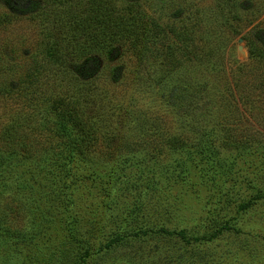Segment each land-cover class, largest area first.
<instances>
[{"label": "rangeland", "instance_id": "1", "mask_svg": "<svg viewBox=\"0 0 264 264\" xmlns=\"http://www.w3.org/2000/svg\"><path fill=\"white\" fill-rule=\"evenodd\" d=\"M75 1L89 15L88 0ZM139 1L136 26L154 19L162 33L144 45L129 19L61 81L35 48L48 21L28 20L32 4L46 20L52 8L0 0L12 19L0 23V152H9L1 131L16 124L19 153L61 154L67 171L24 186L20 169H0V264H264V57L244 40L255 34L264 49V0ZM107 3L122 22L126 1ZM183 25L190 40L171 31ZM78 105L99 138L83 163L73 136L51 125ZM172 135L186 152L167 147ZM72 175L95 182L65 189Z\"/></svg>", "mask_w": 264, "mask_h": 264}, {"label": "trees", "instance_id": "2", "mask_svg": "<svg viewBox=\"0 0 264 264\" xmlns=\"http://www.w3.org/2000/svg\"><path fill=\"white\" fill-rule=\"evenodd\" d=\"M104 1L105 0H88V3L90 4V13L89 15H86L85 12H82V9L78 6L80 3L75 0H44L45 5L50 6V8H52L55 12L53 14L55 16L53 20L44 19L47 17L45 14L47 11L45 12V8H40L39 4V7L36 8L35 4H32L31 10L34 14H31L28 17V20L37 21L33 19L41 16L42 21H48L44 29L40 30V33L37 34L39 42L35 48H37L38 53L43 56L44 62L49 64V68L51 69V72H54L56 79L58 78L61 81L71 80L70 63H72V60L76 61L78 58H85L83 63H81L82 65L80 64L81 66L78 65V67L87 66V62H91L92 53H95L97 49H104L105 47H108L110 45L108 40L115 39L118 35L123 34L124 29H126V25L124 26V23L126 21L129 22V19L135 20L131 26L134 25V28L138 30L141 29V32L144 35L142 38L143 44L153 31L156 30V34L158 35L162 33L164 27H161L157 20L154 19L149 18L148 21H145V23H141L139 27L136 26L138 21H142L141 17H139L141 16V12L139 11L141 3L139 0H125L127 3L126 10L128 13L125 14L123 20L118 17L122 22L115 21L111 18V16L108 17V13L112 9L108 6V3L104 4ZM36 10L38 11L36 12ZM132 12L134 14H132ZM9 14L6 12L0 14L1 24H4L5 22L9 23V21L12 20L9 19ZM183 27L185 28L183 30L175 32V30L171 29V31L173 35L177 37L179 36L180 39L189 37L190 40L189 30L191 29L184 25ZM133 29H131L132 32ZM257 39L258 36L256 37L255 34L244 38L250 56L257 61H260L263 60L264 49L262 50L258 45L256 41ZM41 48H43L42 51L40 50ZM145 50L146 49L143 47H138L137 52L144 53ZM198 90L201 91L200 89ZM1 91L6 94L10 93L4 89H1ZM184 93L186 95L184 98H187V101L193 98V101L191 102H195V99H197V94L195 92L192 94L190 90H185ZM201 100L202 98L200 99L202 108H207V105ZM75 101H77L75 103H78V100L75 99ZM73 107L74 109H71V114L66 112V110L63 111L60 109L61 111L56 114V119L53 123H51V125H56L58 127L56 130L58 133L73 136L75 147L78 150V155H80V158L75 157L77 158L75 162L79 161L83 163L82 159L87 156L84 154L87 153L89 155L91 152L90 149L98 144L99 138L96 135L89 117L86 119V116H81L83 114L81 107L79 105ZM197 111H200V109L197 108ZM48 113L49 112L43 115L42 119L45 120ZM209 116L210 111H207L202 112V114L198 113L194 115V118L196 121H206L209 119ZM15 127H17L16 124H14V126L8 125L1 131V135L5 138L4 143L7 146V149H9V152L7 153L0 152V169H2V172L10 174L14 169H20L18 179H21L24 186L31 182L37 183V181H49L52 178H67L66 175H63L67 171L62 168L61 161H58L61 159V154H56L54 152L50 155L43 154V160H34V155L29 150L27 152L23 151L25 152L23 153L25 155L19 153L17 148L22 147L16 141V136L12 133L15 130ZM167 147L170 149L176 148L177 151L183 153L188 150L186 144L180 142L177 135L170 136ZM29 148L31 147L29 146L26 150ZM30 155H32V157H30ZM216 164L217 161L213 160V166ZM198 172L201 171L199 170ZM20 174L22 176H20ZM81 176L82 175L77 178L75 175H72V179L69 180V182L64 181L63 183L65 186H68L65 189L72 188L71 185L75 186L73 189H84L88 187L89 184L92 185L95 182L94 179H91L90 175ZM1 179H3V177ZM4 186L7 187L8 185L5 184ZM68 204L72 205V203ZM58 206L59 205L56 204L53 211L57 210ZM47 211L51 214L50 216H52V210L48 209ZM50 216L48 215L46 226L43 229L44 231L49 224L52 223Z\"/></svg>", "mask_w": 264, "mask_h": 264}]
</instances>
